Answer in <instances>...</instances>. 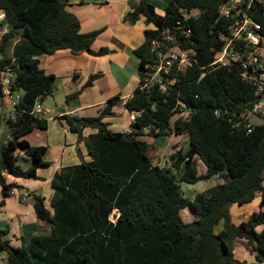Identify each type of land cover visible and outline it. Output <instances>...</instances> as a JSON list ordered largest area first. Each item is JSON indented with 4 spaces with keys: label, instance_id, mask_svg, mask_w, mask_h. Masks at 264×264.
<instances>
[{
    "label": "trees",
    "instance_id": "trees-1",
    "mask_svg": "<svg viewBox=\"0 0 264 264\" xmlns=\"http://www.w3.org/2000/svg\"><path fill=\"white\" fill-rule=\"evenodd\" d=\"M134 1L137 5L124 22L135 25L144 18L145 26H152L133 51L140 69L147 70L150 41L165 29L176 30L180 47L193 51L195 63L184 71L172 69L170 83L164 79L163 88L156 84L141 89L145 75L139 73L138 86L123 103L128 113H138L127 134L113 132L103 122L115 116L119 95L108 99L96 116L58 115L78 139L84 129L96 130L84 139L91 161L55 172L51 211L43 197L33 196L36 218L49 226L48 234L13 248L3 239L8 230H0L4 264H244L233 256L236 238H244L255 260L264 263V212H254L236 226L229 213L233 205L241 207L258 197L264 204V123L247 122L257 100L255 86L241 79L240 67L211 65L224 45L221 35L230 32L231 21L218 14L226 0H168L164 15H158L147 0ZM0 10L7 22L0 39V78L9 67L15 75L10 90L18 96L14 117H0L11 127L0 150V188L9 198L14 189H21L9 178L38 180L37 170L49 166L43 159L47 148L31 146L24 139L34 130L47 129L45 118L29 112L37 99L45 101L52 94L55 82L53 75L37 68V57L59 50L100 56L108 50H92L103 29L80 33L78 19L62 0H0ZM191 11L198 15L182 21V13ZM252 16L264 36L263 3L256 2ZM178 21L190 30L189 37L176 28ZM100 76L90 75L81 89L65 96V103L78 98ZM180 108L188 116L178 117L171 126L170 119ZM173 134L186 135L188 144L185 153L176 151L170 157L175 172L183 165L178 180L171 169L152 165L148 145L137 139ZM198 159L206 168L204 174L197 172ZM25 161L30 163L27 168L21 166ZM213 177L224 183L193 200L181 195L179 183L196 184ZM185 208L195 217L190 223L181 218ZM113 211L118 216L111 221Z\"/></svg>",
    "mask_w": 264,
    "mask_h": 264
},
{
    "label": "crops",
    "instance_id": "crops-1",
    "mask_svg": "<svg viewBox=\"0 0 264 264\" xmlns=\"http://www.w3.org/2000/svg\"><path fill=\"white\" fill-rule=\"evenodd\" d=\"M62 1L65 3V9L78 19L80 33L87 34L103 29L91 48L95 52L105 48L108 53L100 56L90 55L86 52L75 55L70 50H59L51 55L37 57L39 61L37 68L55 77L51 95L56 101L57 107L63 109L64 113H56L46 119L47 129L34 130L24 137L31 146L47 148L43 159L49 163V166L37 170L39 179L9 178V182L21 187V189H14L9 198L2 195L0 188V216H2L0 217V230H8L3 239L8 240L13 248L21 247L24 242H29L35 235H46L50 231L48 225L36 218L31 202L33 196L43 197L45 207L51 211L50 201L54 194L51 180L55 172L64 167L91 161L84 139L90 134H94L96 130L86 128L81 134V139H78V136L70 133L65 123L58 119V115L96 116L108 99L119 95L121 100L113 109L115 116L104 118L103 122L109 123L108 129L113 132L123 134L130 132V113L124 109L123 103L138 86L139 73H141L139 59L133 51L144 42V31L152 29V26H145L144 18H141L135 25L124 22V17L137 5L134 0ZM147 1L155 7V12L158 15H164L168 0H156L162 2L158 7L154 0ZM4 20V13L0 10V39L7 31V24L3 23ZM11 52L12 48H10L9 55ZM97 73H100L101 76L93 82L92 86L85 88L78 98L69 101L68 104L65 103L66 95L81 89L88 77ZM6 100L7 98L0 97V113H2ZM8 102L10 103L9 99ZM43 113H46V110ZM41 115L40 117L44 118L45 115H42L43 117ZM4 117L7 116L4 115ZM121 118H125L129 124L126 126L111 123L112 120ZM3 122L5 121L1 120L0 124ZM172 144L174 145V143ZM19 155L24 158L22 153ZM29 164L28 161H25L21 166L27 168ZM204 173L205 171L201 174ZM257 204L259 210L253 211ZM10 206H13L14 210ZM244 206L249 207L248 211L239 214L241 220L237 223L233 221L230 212L232 207H230L229 213L234 226L241 221L248 220L254 212H264V204L260 203L259 197L252 203L238 208ZM111 216L116 218L118 212L113 211ZM218 227L220 231L223 228V223H219ZM262 228V226L258 227L257 232H260ZM42 230L45 232L41 233ZM233 256L244 264H264L255 260V256L244 238H236L233 241Z\"/></svg>",
    "mask_w": 264,
    "mask_h": 264
},
{
    "label": "built area",
    "instance_id": "built-area-1",
    "mask_svg": "<svg viewBox=\"0 0 264 264\" xmlns=\"http://www.w3.org/2000/svg\"><path fill=\"white\" fill-rule=\"evenodd\" d=\"M256 2L264 4V0H226L219 6V18L230 20L229 34H222L224 45L215 56L211 65L215 67L237 64L241 69V79L255 86L256 97H261L251 110L254 114L262 115L264 118V36L261 34V25L253 18L252 8ZM197 11L183 12L182 21L190 17H196ZM182 28L180 21L176 28ZM181 34L185 37L190 36V30L183 29ZM150 59L151 63L146 65L145 85L141 89L148 88L151 85L158 84L163 88L165 79L170 83L169 74L172 69L176 72L184 71L195 63L193 51L180 47V40L176 30L165 29L159 33L157 38L150 41ZM13 63V61H12ZM15 79V75L9 67L0 78V94L3 99L10 100L12 105H16L18 96L12 100L13 94L10 90V84ZM42 100L37 99L33 108L29 112L31 116L40 117L43 113ZM179 114L183 112L182 108ZM48 113V110H46ZM220 115L219 111L214 112ZM138 113H132L129 116V123H133ZM10 117H14L11 113ZM248 126L247 131H251ZM6 261L5 254H0V264Z\"/></svg>",
    "mask_w": 264,
    "mask_h": 264
},
{
    "label": "rangeland",
    "instance_id": "rangeland-1",
    "mask_svg": "<svg viewBox=\"0 0 264 264\" xmlns=\"http://www.w3.org/2000/svg\"><path fill=\"white\" fill-rule=\"evenodd\" d=\"M154 1L156 2L155 5L157 7L162 4L161 1L160 2H157L156 0ZM15 98H16V95H13L11 99L14 100ZM262 101L264 102V100ZM42 108L44 111L45 110L49 111V113L42 114L43 116L45 115L44 116L45 119H48L56 114V112L50 107L48 100L44 101ZM13 111H14V105L9 103L7 99L6 104L3 107L2 113H0V117L4 118V115L9 116L10 115L9 113ZM187 116H188V111L186 110H184L180 114L173 115V117L170 119L171 126L173 125L174 121L178 117L186 118ZM246 119L250 126H258L264 123V118L262 117V115L254 114L252 111H250L247 114ZM127 122L128 121L125 118L114 119L111 121L112 124L126 125V126L129 124V123L127 124ZM137 139L146 142V144L148 145L147 155L152 165H157L161 167L162 169H171L172 173L173 174L175 173L176 179L177 180L179 179L180 174L184 170L183 165L181 166V169L179 172H175V170L171 168L170 157L176 151H181L182 153H185L187 151L188 144H187L186 135L176 136L173 134V135H163V136H158V137L144 135V136H138ZM172 143H174V145ZM18 154L20 153L18 152ZM196 169H197V172L200 174L206 171L204 164L199 159L196 162ZM222 183H224V179L220 177H213L209 180L197 182L196 184L179 183V186H180L179 190H180L181 195L184 198L193 200V198L198 193H201L211 187H214ZM257 206L258 204L254 206L256 207V209H254L253 211L259 210ZM10 207L11 209L14 210L13 206H10ZM248 208H249L248 206H244L243 208H238L236 205L232 206V208L230 209V212L232 213L233 221L237 223L239 220H241L239 214L242 212H247ZM180 215H181L182 220L185 223H190L192 220L195 219V217L190 213L188 208L182 209ZM114 218L115 217L113 216L110 217V219L112 220H114ZM40 232L43 233L45 231L42 230Z\"/></svg>",
    "mask_w": 264,
    "mask_h": 264
},
{
    "label": "water",
    "instance_id": "water-1",
    "mask_svg": "<svg viewBox=\"0 0 264 264\" xmlns=\"http://www.w3.org/2000/svg\"><path fill=\"white\" fill-rule=\"evenodd\" d=\"M3 23L6 25L7 22L6 20L3 21ZM25 91L23 89L20 90L19 96L22 97L24 95ZM261 97H256V100H260ZM50 107L56 112V113H64V110L61 108H58L54 98L52 95H50L47 98ZM10 131H11V127L10 124L8 122H3L0 124V150L2 149V147L4 146V143L6 142L7 139H9L10 137Z\"/></svg>",
    "mask_w": 264,
    "mask_h": 264
}]
</instances>
